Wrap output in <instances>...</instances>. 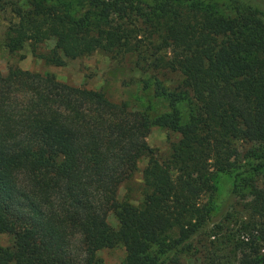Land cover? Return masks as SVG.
<instances>
[{"label":"trees","instance_id":"trees-1","mask_svg":"<svg viewBox=\"0 0 264 264\" xmlns=\"http://www.w3.org/2000/svg\"><path fill=\"white\" fill-rule=\"evenodd\" d=\"M95 1L93 15L43 2L14 9L4 45L14 51L53 38L40 57L55 66L95 50L128 53L154 73L153 93L169 110L150 117L100 89L18 67L0 71V233L13 236L0 247V264H102L96 251L117 245L118 264H182L209 221L201 197L211 175L236 170L234 194L243 174L264 177V8L244 0L248 10L227 18L196 3L155 1L140 13L143 42L138 25L111 21L131 0ZM166 73L179 77L177 92L157 78ZM182 99L190 104L183 122L175 106ZM153 125L179 135L164 161L145 140ZM237 142L250 144L244 164ZM143 156L141 201H118V185ZM250 195L243 206L257 222L234 244L235 264H264V188L251 185ZM202 264L226 262L210 254Z\"/></svg>","mask_w":264,"mask_h":264},{"label":"rangeland","instance_id":"rangeland-1","mask_svg":"<svg viewBox=\"0 0 264 264\" xmlns=\"http://www.w3.org/2000/svg\"><path fill=\"white\" fill-rule=\"evenodd\" d=\"M155 1L159 0H131V2H127L128 4L121 3L126 5L124 16L119 18L120 16L118 17L116 13L112 12L110 13L111 21L118 23L124 20L123 22L128 27L138 25L140 30L135 39L144 42L146 38L141 33L144 27L141 22L143 16L140 13L148 11V6ZM176 1L196 3L211 13L227 18L237 16L248 10L244 0ZM254 1H257L264 8L262 1ZM33 2L55 4L74 16L85 11L93 15L99 8L95 5L97 4L95 0H0L1 72H6L9 67H18L41 74H51L58 81L73 86L100 89L110 100L124 101L129 109L145 110L150 117L169 110L168 99L155 96L153 93L154 73L135 67L133 57L128 53H105L95 50L89 55H82L74 59L66 58L62 65L55 66L46 63L40 57L53 47V38L38 43L24 42L19 49L9 51L4 45V39L7 27L17 22L14 9L26 11L32 7L31 3ZM135 32L137 34V29ZM157 78L168 91L177 92L179 90L180 79L176 75L159 74ZM175 106L181 122L185 121L190 112L189 101L177 100ZM178 138V133L153 125L150 127L145 140L147 145L154 150L155 157L164 161L169 157L171 144L175 143ZM236 147L239 151L240 163H246L247 158L244 155L250 144L237 142ZM146 161V156L140 158L136 170L118 185L116 191L118 201L126 200L132 204L141 201V170ZM235 173L236 170H231L216 172L211 175L208 181L210 187L201 197V202L208 205L209 221L206 227L190 239L189 250H185L180 255L182 264H202L210 254L221 258L226 264H235L234 244L241 240H248L249 237L244 230L246 223L254 225L257 222L253 213L243 205L251 199V185L264 188L263 175L247 172L243 174L246 181L240 182V190L237 194L231 193V184L240 177L235 176ZM106 221L112 228H116L117 221L111 211L107 212ZM12 241L13 236L11 234L0 233V247L11 246ZM95 255L102 264H118L124 257V250L122 246L117 245L113 248L100 249L96 251Z\"/></svg>","mask_w":264,"mask_h":264}]
</instances>
